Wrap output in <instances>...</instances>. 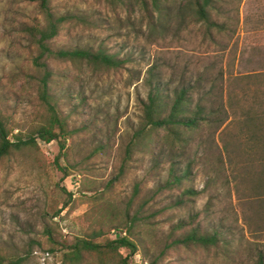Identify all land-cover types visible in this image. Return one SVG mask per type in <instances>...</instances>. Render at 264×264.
I'll return each mask as SVG.
<instances>
[{"label": "rangeland", "instance_id": "374dc122", "mask_svg": "<svg viewBox=\"0 0 264 264\" xmlns=\"http://www.w3.org/2000/svg\"><path fill=\"white\" fill-rule=\"evenodd\" d=\"M156 2L50 0L58 15L89 17L64 22L52 47H89L125 61L84 68L47 59L58 81L50 91L69 132L66 158L55 159L53 140L0 162V253L22 264H70L64 254L74 238L102 229L96 242L114 239L133 215L130 237L138 250L120 248L130 264H254L264 252V194H254L252 183L264 163V0H213V26L197 17L190 0ZM42 22L36 1L0 0V113L12 133L25 134L45 115L32 63L37 50L24 31ZM149 70L169 102L175 89L188 87L190 108L204 105L208 119L181 143L159 130L154 154L135 146L111 182L141 124ZM248 111L254 119L246 126ZM187 166L188 180L171 184L172 173ZM185 189L192 194L177 204ZM178 221L216 229L221 242L167 248ZM80 264L101 263L87 257Z\"/></svg>", "mask_w": 264, "mask_h": 264}, {"label": "trees", "instance_id": "16d2710c", "mask_svg": "<svg viewBox=\"0 0 264 264\" xmlns=\"http://www.w3.org/2000/svg\"><path fill=\"white\" fill-rule=\"evenodd\" d=\"M38 3L41 13L43 15V22L34 25H28L24 28L34 44L37 54L33 57L32 63L38 70L39 75L36 79L37 93L40 102L45 107V115L41 121L31 127L25 134L18 131L12 133L8 129V120L0 113V162L5 160L11 155L19 153L26 148L37 147L40 143H49L56 140L59 146V157L55 159L66 158L65 144L69 136L66 128V120L59 115L57 110V101L51 93L53 84L58 81L54 79L56 74L47 64V59L53 58L60 61H70L78 64L79 67H90L100 65L105 68L119 67L124 63V59L118 58L114 54H110L103 50H93L89 47H72L54 48L51 41L57 36L59 30L62 28L64 22H82L89 23V17L75 15L73 13H66L58 15L50 8V0H33ZM155 7L156 0H152ZM213 0H190L191 8L195 11L197 17L205 21L209 26L215 23L210 20L209 7L212 6ZM149 89L145 101H142L143 115L141 117L140 126L134 130L128 142L123 149V157L121 164L118 168L117 176L111 179L114 182L118 175H121L125 168V163L131 159L133 148L135 146L143 145L154 154L156 148V140L158 131L162 130L168 135H172L178 142H183L186 133L200 128L204 122L207 121L204 105L197 103L192 109L189 106L190 89L188 87H181L175 89L174 95L169 102L164 96V89L160 82L154 75L153 70H149L147 78ZM245 117L246 126L254 119L252 115ZM254 124V123H253ZM262 128V126H258ZM248 144V143H247ZM101 149L103 146H99ZM263 154L259 156L264 158V142L260 147ZM249 162V161H248ZM174 164L172 163V168ZM59 168L63 171V176H68V169L65 167ZM171 168V172L174 170ZM190 168L187 166L183 173H172L170 183L176 187H181L184 181L189 178ZM256 180H252L254 194H264V163L261 166L260 173L256 174ZM161 188H157L159 191ZM65 190V189H63ZM138 185L134 187V197L137 195ZM182 197L176 201L177 204L182 205L185 197L192 194L190 189H185L182 192ZM71 195V192H68ZM129 201H133L132 198ZM129 217L126 213V217ZM127 217V218H128ZM136 215L128 220L126 226L127 232L124 231L114 239H106L104 242H96L95 238L103 233L102 229L90 234L89 237H76L73 242L69 244L68 250L65 252L64 257L70 264H80L87 257L95 258L101 264H130L128 262V255L122 256L120 248H127L129 255H133L138 250V243L130 237L132 226ZM184 221H178L171 228V238L165 247L178 248L179 246L191 249H209L210 247H217L221 242L220 235L216 229L204 231L201 229L199 223L186 227ZM118 230V226L115 225ZM122 230H118L121 232ZM23 258H10L0 253V264H22ZM155 259H151L147 264H154ZM254 264H264V252L259 251Z\"/></svg>", "mask_w": 264, "mask_h": 264}, {"label": "built area", "instance_id": "2783aa9c", "mask_svg": "<svg viewBox=\"0 0 264 264\" xmlns=\"http://www.w3.org/2000/svg\"><path fill=\"white\" fill-rule=\"evenodd\" d=\"M75 184H77V183L75 182Z\"/></svg>", "mask_w": 264, "mask_h": 264}]
</instances>
